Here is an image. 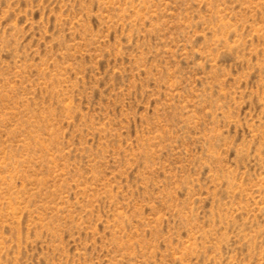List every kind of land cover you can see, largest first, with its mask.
Instances as JSON below:
<instances>
[{
	"label": "rangeland",
	"instance_id": "obj_1",
	"mask_svg": "<svg viewBox=\"0 0 264 264\" xmlns=\"http://www.w3.org/2000/svg\"><path fill=\"white\" fill-rule=\"evenodd\" d=\"M0 264H264V0H0Z\"/></svg>",
	"mask_w": 264,
	"mask_h": 264
}]
</instances>
